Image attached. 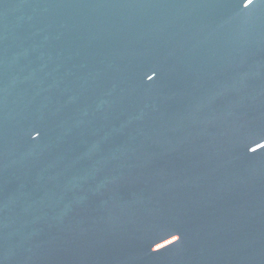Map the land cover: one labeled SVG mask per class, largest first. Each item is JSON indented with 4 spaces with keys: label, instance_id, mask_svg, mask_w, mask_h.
I'll list each match as a JSON object with an SVG mask.
<instances>
[{
    "label": "water",
    "instance_id": "obj_1",
    "mask_svg": "<svg viewBox=\"0 0 264 264\" xmlns=\"http://www.w3.org/2000/svg\"><path fill=\"white\" fill-rule=\"evenodd\" d=\"M0 264H264V0H0Z\"/></svg>",
    "mask_w": 264,
    "mask_h": 264
}]
</instances>
